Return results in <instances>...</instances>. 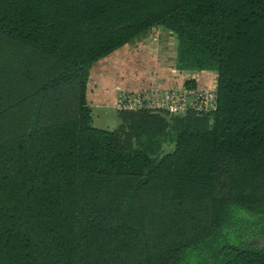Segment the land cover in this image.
I'll list each match as a JSON object with an SVG mask.
<instances>
[{"label": "trees", "instance_id": "obj_1", "mask_svg": "<svg viewBox=\"0 0 264 264\" xmlns=\"http://www.w3.org/2000/svg\"><path fill=\"white\" fill-rule=\"evenodd\" d=\"M156 26L178 69L218 74L168 153L172 114L111 131L87 99ZM0 38L25 48L0 59V264H264V0H0Z\"/></svg>", "mask_w": 264, "mask_h": 264}, {"label": "crops", "instance_id": "obj_2", "mask_svg": "<svg viewBox=\"0 0 264 264\" xmlns=\"http://www.w3.org/2000/svg\"><path fill=\"white\" fill-rule=\"evenodd\" d=\"M178 39L173 31L156 26L96 61L90 72L87 99L92 107L115 110L121 88L171 86L194 82L217 84V72L176 67Z\"/></svg>", "mask_w": 264, "mask_h": 264}, {"label": "built area", "instance_id": "obj_3", "mask_svg": "<svg viewBox=\"0 0 264 264\" xmlns=\"http://www.w3.org/2000/svg\"><path fill=\"white\" fill-rule=\"evenodd\" d=\"M218 86H171L152 85L140 89L121 88L117 95L115 109H150L165 111L172 115L185 114L188 111L211 113L217 109Z\"/></svg>", "mask_w": 264, "mask_h": 264}, {"label": "rangeland", "instance_id": "obj_4", "mask_svg": "<svg viewBox=\"0 0 264 264\" xmlns=\"http://www.w3.org/2000/svg\"><path fill=\"white\" fill-rule=\"evenodd\" d=\"M25 53V48L15 42L7 41L4 38H0V59H6L9 66H16L21 64V61L24 59L22 55ZM217 74V73H216ZM218 80V74H217ZM218 82V81H217ZM88 91V88H87ZM89 102V101H88ZM90 104V103H89ZM116 105V104H115ZM91 106V104H90ZM93 111V125L102 129H109L111 131L117 130L123 123V118H129L131 121L136 120L135 117H139L141 112H130L112 109V108H101V107H92ZM121 111V112H120ZM120 113H123V118L120 116ZM170 122V127L167 130V134L164 138V141L161 145L163 152L168 153L175 148V136L178 128L183 125V120L185 114L183 115H166L162 114ZM209 122L211 123L212 120ZM259 244H264V238L258 239Z\"/></svg>", "mask_w": 264, "mask_h": 264}]
</instances>
